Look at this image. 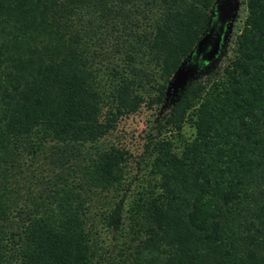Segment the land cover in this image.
I'll use <instances>...</instances> for the list:
<instances>
[{
  "label": "trees",
  "instance_id": "trees-1",
  "mask_svg": "<svg viewBox=\"0 0 264 264\" xmlns=\"http://www.w3.org/2000/svg\"><path fill=\"white\" fill-rule=\"evenodd\" d=\"M214 1L0 0V264H264V0H245L222 67L167 102L162 123L193 133L150 139L151 182L100 212L108 250L91 216L126 159L94 142L164 102ZM23 156L51 185L26 207L9 181Z\"/></svg>",
  "mask_w": 264,
  "mask_h": 264
},
{
  "label": "rangeland",
  "instance_id": "rangeland-1",
  "mask_svg": "<svg viewBox=\"0 0 264 264\" xmlns=\"http://www.w3.org/2000/svg\"><path fill=\"white\" fill-rule=\"evenodd\" d=\"M245 13V0H215L206 30L200 42L181 62L177 72L173 73L167 85L164 102L152 106L141 103L137 110L120 115L114 128L94 142L98 147L116 145L122 148L126 155L120 186L117 189L97 192L91 201L95 236L100 245L106 247V250L110 248L109 244L112 243L113 238L111 229L106 226L100 214L103 209H106L107 203L105 202L110 204L112 200L124 193L123 207L125 208L137 192L143 190L146 184L151 182L148 171L150 139L168 135L174 131L172 127L163 124L162 119H159L161 113L167 109L168 103L174 99L188 79L204 78L210 70L222 67L225 63V56L221 53V49L226 51V55L231 54L233 34L242 24ZM177 73L178 77L175 76ZM157 119L160 122H157ZM161 123L162 126H160ZM192 133V127L186 121L182 124L179 134L173 132L170 135H173L174 142L178 144L182 138L190 137ZM80 149L88 152L94 148L89 147V143H84ZM21 161H23L21 171L14 176L15 180L9 178V181L11 187L16 189L13 194L18 195L19 205L26 207L30 205L32 197L38 199V195H45L49 192L50 171L37 158L30 160L29 157L23 156ZM84 161V159L77 161L76 167ZM68 177L71 179L70 176ZM127 223L128 218L125 216L124 231ZM121 238L122 236H118L116 239Z\"/></svg>",
  "mask_w": 264,
  "mask_h": 264
},
{
  "label": "water",
  "instance_id": "water-1",
  "mask_svg": "<svg viewBox=\"0 0 264 264\" xmlns=\"http://www.w3.org/2000/svg\"><path fill=\"white\" fill-rule=\"evenodd\" d=\"M209 22H210V20H209ZM204 32H205V31H204ZM204 32H203V33H204ZM203 33L201 34V36L203 35ZM201 36H200V38L196 41L194 47L200 42V40H201V38H202ZM194 47H193V48H194ZM193 48H192V49H193ZM191 51H192V50H191ZM190 53H191V52H190ZM178 68H179V66L177 67V69H176L175 72H177ZM175 76L178 77V73H177Z\"/></svg>",
  "mask_w": 264,
  "mask_h": 264
}]
</instances>
